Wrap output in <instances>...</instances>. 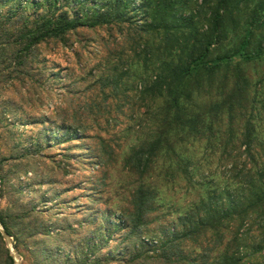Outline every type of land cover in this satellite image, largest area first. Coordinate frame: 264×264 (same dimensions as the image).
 Here are the masks:
<instances>
[{
	"label": "trees",
	"instance_id": "1",
	"mask_svg": "<svg viewBox=\"0 0 264 264\" xmlns=\"http://www.w3.org/2000/svg\"><path fill=\"white\" fill-rule=\"evenodd\" d=\"M98 28L124 37L122 66L95 77L81 102L73 94L72 124L56 128L63 143L100 140L104 151L85 145L102 172L98 197L88 216L51 220L11 184L0 221L19 257L101 264L111 248L119 264H264V0H0V86L29 77L41 45ZM8 114L14 105L0 115L14 159L41 155L49 136L22 146ZM122 115L133 121L127 146L113 133ZM88 119L103 136L88 134ZM113 156L131 178L125 203L94 210ZM0 264H13L1 235Z\"/></svg>",
	"mask_w": 264,
	"mask_h": 264
},
{
	"label": "rangeland",
	"instance_id": "2",
	"mask_svg": "<svg viewBox=\"0 0 264 264\" xmlns=\"http://www.w3.org/2000/svg\"><path fill=\"white\" fill-rule=\"evenodd\" d=\"M67 44L68 46H63L61 43L49 42L41 45L36 51L38 65L29 77L19 76L17 81L0 86V115L8 105H14L17 112L16 115L4 116L8 122L14 123L15 140L20 139L22 146L27 148L30 143H36L40 136H49L48 145L42 144L41 155L33 156L32 159L16 160L14 158L17 151L13 149L0 117V167L1 173L9 174L10 178V185H0V194L3 190L0 209L14 200L11 184L14 188H21L22 205L30 204L36 210H42L51 220L66 216H71V219L78 218L81 213L88 216V205L92 197H98L94 181L102 172L85 149V145L104 151L99 145L100 140L78 139L68 144L63 143V133L59 131L56 134V128L62 124H72L73 116L70 111L74 102L77 104L73 94L79 95L78 101L81 102L82 94L79 92L95 77L112 72L113 66L118 69L122 66L117 57L121 56L119 51L123 53L117 45L126 44V41L116 29L98 28L79 30L68 36ZM123 60L125 63V59ZM114 106L113 103L112 107ZM65 111L67 117L63 116ZM36 118L40 120L41 125L35 123ZM104 122V119L99 120L101 125H104ZM20 123L24 126L19 125ZM84 123L89 127L87 132L90 136H103L98 131V125L91 119ZM132 125V119L128 120L122 115L113 130V133L120 131L123 135V146H127L134 139L133 131L131 133ZM40 126L46 131L43 132ZM72 144H78L80 148L77 149ZM8 158L10 160L6 161ZM118 158L113 156L112 162L107 161L109 167L102 183V192L107 201L96 203L94 210L115 211V207L125 203V191L131 178L125 173L122 161ZM23 169L27 171L26 176L20 174ZM15 176H19L18 179ZM195 197L192 195L189 201ZM189 201L173 202L183 209ZM113 246L110 242L109 247ZM21 251V263L26 264V253L23 249ZM65 252L68 253L69 250L66 249ZM103 252L105 253L101 264H119L109 260L111 248L104 249Z\"/></svg>",
	"mask_w": 264,
	"mask_h": 264
},
{
	"label": "water",
	"instance_id": "3",
	"mask_svg": "<svg viewBox=\"0 0 264 264\" xmlns=\"http://www.w3.org/2000/svg\"><path fill=\"white\" fill-rule=\"evenodd\" d=\"M0 235L2 238V241L5 245V248L9 254V257L11 258L13 264H21V259L15 249L13 239L7 234L5 231L1 221H0Z\"/></svg>",
	"mask_w": 264,
	"mask_h": 264
}]
</instances>
